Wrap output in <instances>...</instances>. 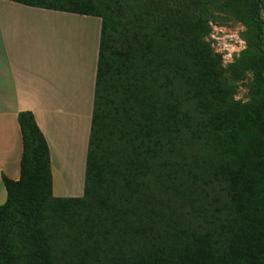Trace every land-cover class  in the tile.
I'll use <instances>...</instances> for the list:
<instances>
[{"label": "trees", "instance_id": "trees-1", "mask_svg": "<svg viewBox=\"0 0 264 264\" xmlns=\"http://www.w3.org/2000/svg\"><path fill=\"white\" fill-rule=\"evenodd\" d=\"M0 1L102 21L84 196L54 197L47 141L20 113L0 264H208L211 254L249 264L250 252L231 255L241 245L229 233L242 217L246 229L264 219V0ZM211 22L245 27L247 49L227 68L207 41ZM246 82L247 103L236 99ZM249 162L263 172L252 177ZM65 205L76 224L62 230Z\"/></svg>", "mask_w": 264, "mask_h": 264}, {"label": "crops", "instance_id": "crops-1", "mask_svg": "<svg viewBox=\"0 0 264 264\" xmlns=\"http://www.w3.org/2000/svg\"><path fill=\"white\" fill-rule=\"evenodd\" d=\"M102 21L0 1V207L21 179L20 113L50 149L53 195L84 196Z\"/></svg>", "mask_w": 264, "mask_h": 264}, {"label": "rangeland", "instance_id": "rangeland-1", "mask_svg": "<svg viewBox=\"0 0 264 264\" xmlns=\"http://www.w3.org/2000/svg\"><path fill=\"white\" fill-rule=\"evenodd\" d=\"M261 21H262V33H263V42H264V12H263ZM210 24H217V23L211 22ZM240 25H242V24H240ZM222 26H224V25H222ZM243 28H245V27L243 26ZM224 68H226V67H224ZM247 84H248L247 82L243 85L240 84V86L238 88V94L236 95L237 100H241L245 103H247L249 101V98H248L249 89H248ZM192 108L194 109L195 107H192ZM234 122H238V120H235ZM218 128H222V126H219ZM247 166L249 168V172H250V175L252 177L253 176H259L258 174L263 172V168L259 162H256L254 164H252V162H249V163H247ZM242 187L245 188L244 185H242ZM92 197L94 199L96 198V191L93 192ZM77 199H80V198H77ZM36 200H37V203L39 205H41L40 204V202H41L40 197L37 196ZM257 204H259L258 201H257ZM259 205L262 206L261 204H259ZM72 207L73 206H71V205H65L64 208H60V210H59L60 212L63 211V221L61 224L62 230H64L65 228H73L76 224V222H75L74 226H72V223H69V224L65 223V220L68 216L73 217L75 214L74 211L72 210ZM56 209H57V207H56ZM55 213L58 215V210H56ZM242 220H244L243 217L241 218L238 225H236L233 228V232L229 233L230 236H234L235 239L240 243L241 249L238 252L236 251V252H230V253H231V255H236L239 257V256H244V255L248 254V252H250L248 254L249 259H246L247 263H249V264H264V256H262L261 250L260 251L258 250L259 243L264 242V219L263 218H255L253 220V224L255 227L251 228V229H246L245 224L242 223ZM198 226H199V223H196V225L193 226L194 230H198ZM204 232L206 233V235L208 237H210L212 239V231L210 230V228H205ZM229 241H230V239L222 233V240L220 241V243L222 245L223 244L225 245ZM247 242H250L249 248L246 247ZM163 246H164V249L169 250L167 253H161L160 254L161 258L165 259V258L170 257L171 252L174 250L175 244H171V245L163 244ZM71 250H73V249L70 248L69 251H71ZM75 253H73V254L75 255ZM58 257H62V256H58ZM47 260H48V257H45V261H47ZM54 261L56 262L55 264H63L65 262L70 264V262H71L70 259H68V260L65 259L64 262H62L61 260H54ZM206 261L208 262V264H231L230 260L225 259L223 256L220 257L219 255H213V254L209 255L208 258L206 257Z\"/></svg>", "mask_w": 264, "mask_h": 264}, {"label": "built area", "instance_id": "built-area-1", "mask_svg": "<svg viewBox=\"0 0 264 264\" xmlns=\"http://www.w3.org/2000/svg\"><path fill=\"white\" fill-rule=\"evenodd\" d=\"M210 26L211 33L207 41L214 54L220 57L222 66L227 68L247 49V43L242 36L245 28L240 24L224 26L210 24Z\"/></svg>", "mask_w": 264, "mask_h": 264}]
</instances>
